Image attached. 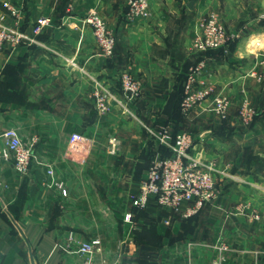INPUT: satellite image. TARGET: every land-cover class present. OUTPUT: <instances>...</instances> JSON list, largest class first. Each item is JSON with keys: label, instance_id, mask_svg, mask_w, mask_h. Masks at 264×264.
<instances>
[{"label": "crops", "instance_id": "obj_1", "mask_svg": "<svg viewBox=\"0 0 264 264\" xmlns=\"http://www.w3.org/2000/svg\"><path fill=\"white\" fill-rule=\"evenodd\" d=\"M6 1L20 9L19 17L4 7ZM190 1L152 0L149 21L130 23L125 0H0V18L26 33L39 17L50 19L38 43L0 49V147L8 128L24 142L35 140L28 173L0 159V264H83L80 246L93 239L101 241L95 263L258 264L254 253L264 244V170L249 180L234 175L232 182L219 184V199L189 221L154 203L134 204L151 158L161 155V144L149 133L175 129L169 98L181 85L184 63L195 58L191 41L211 10L238 40L233 51L207 55L206 80L234 102L244 92L264 97V88L259 93L243 75L246 62L255 66L254 54L264 51V0H194L193 8ZM89 9L97 10L117 35L108 60L93 31L81 24ZM126 70L142 82L141 96L127 113L117 90ZM102 87L117 94L105 115L91 97ZM211 107L207 101L193 115L203 121L195 143L207 149L197 156L215 157L222 165L231 146L260 143L255 127H229L237 131L227 140L230 125L221 124ZM74 132L87 136L91 146L69 143ZM113 138L115 152L110 151ZM256 151L264 158L260 148Z\"/></svg>", "mask_w": 264, "mask_h": 264}, {"label": "built area", "instance_id": "obj_2", "mask_svg": "<svg viewBox=\"0 0 264 264\" xmlns=\"http://www.w3.org/2000/svg\"><path fill=\"white\" fill-rule=\"evenodd\" d=\"M127 6L125 16L128 21L148 19L151 16V0H125ZM4 7L15 18L19 17L20 9L10 2H3ZM83 22L93 31L101 56L111 58L115 51L116 37L112 29L109 28L104 17L95 9L85 16ZM50 25V19L41 16L36 21L31 33L23 31L19 25H7L0 18V49L5 45L18 46L22 43H38L39 36L45 27ZM237 38L236 34L228 35L225 28L220 23L218 15L212 12L203 25L202 32L195 38L193 47L196 51H207L225 46L229 40ZM258 44V43H257ZM263 56V57H262ZM261 65H264V55H262ZM75 68L81 69L76 62ZM206 70L205 61H201L188 75L185 84V97L182 102L184 111L191 109L195 104L201 103L212 97L213 110L223 115L227 114L232 106V99L215 93L212 86L204 85L201 76ZM256 71H258L256 69ZM142 89V82L133 73L123 71L119 77V87L123 98L119 101L125 113L129 112V104L139 96ZM91 97L103 115L107 114L111 108L112 99L117 98V94L109 88H96ZM239 105V117L241 121L248 125L255 115V111L250 104L246 94L241 98ZM118 101V100H117ZM157 140L163 146L171 150V155L167 157L158 156L153 160L146 177L141 183L140 193L134 199L135 206L144 208L155 201L156 204L165 207L173 212H182L183 217H188L196 213L204 204L215 202L220 197V191L216 182V172L218 164L214 160L205 161L202 156H197L193 152L194 140L190 133L182 131L172 136L167 128L158 131ZM3 141L0 147V159L12 160L15 167L21 173H28L33 159L35 140L24 142L14 128L6 129L2 134ZM69 143H80L87 147L91 146V140L84 134L74 132L69 137ZM111 152L117 149V140H111ZM48 174L53 175L54 170L48 168ZM56 185L61 189L63 183ZM254 218L258 219L259 214L254 213ZM129 219L130 215H126ZM222 250H227V245H222ZM80 252L85 255L83 264H106L103 259L99 262L93 261V256L101 252V241L93 239L84 242L80 246Z\"/></svg>", "mask_w": 264, "mask_h": 264}, {"label": "rangeland", "instance_id": "obj_3", "mask_svg": "<svg viewBox=\"0 0 264 264\" xmlns=\"http://www.w3.org/2000/svg\"><path fill=\"white\" fill-rule=\"evenodd\" d=\"M152 1V0H151ZM69 11H72L73 8L69 5L68 7ZM91 10L93 9H89L87 12H86V15L87 13H89ZM214 12L218 15V19L220 21V23L223 25V27L225 28V31L228 35H231V34H234L233 32H231L227 27H226V24H225V21L223 19V17L220 15V13L217 11V10H211V12L207 15V17H204L202 19V23H201V27H200V30L195 34V36L193 37L192 41H191V47L194 51H196L193 47V43H194V40L196 37H198L200 35V33L202 32V29H203V25L205 23V21L207 20V18L209 17V15ZM85 15V16H86ZM84 17H82V20H81V24L84 26V27H87L89 29H91L87 24H85L83 22L84 20ZM151 17V16H150ZM149 17V18H150ZM149 18L148 19H144V20H148L149 21ZM144 20H138V21H144ZM128 21V20H127ZM130 23H134V22H137V21H134V22H131V21H128ZM236 40H238L237 38H234V39H231L228 41V43L226 44V48L228 51H233L234 48H235V42ZM176 46V45H175ZM175 46H172L174 49H175ZM197 52V51H196ZM262 55H264V51H260L259 53H256L254 54V57H255V66H249L250 65V61L246 62V64H248V67H245L244 71H243V75H244V80H248V79H252L254 82H252V86L255 87V86H258V88L260 89V92L261 93V88H264V65L258 63V61H261L262 59ZM262 56V57H261ZM195 62V58L193 60H190L186 63H184L183 65V68H182V72H185V70H187V68H189V66H191L193 63ZM245 65V64H244ZM205 67H206V70L204 71V74L201 76V79L204 83V85L206 86H212L214 88V85L210 82H208L206 80V71H207V61H205ZM258 68V69H257ZM256 69L258 71H256ZM126 71H129V70H126ZM131 72V71H129ZM132 73V72H131ZM249 81V80H248ZM247 85V84H246ZM215 90V88H214ZM215 93H219V92H216L215 90ZM249 100H250V104L251 106L253 107V110L254 111H259L258 109H260L263 105H264V97H262V95H258L257 97H254V98H251L249 93L247 94L246 92H244ZM221 95L223 96H226L228 98H231L232 99V106L230 107V109L228 110L227 114L223 117V115L221 114H218L216 113L214 110H213V105H212V97L201 102V103H197L195 104L191 109L189 110H186L184 111L183 110V113L184 115L186 116V118L188 119V122H186V126L181 128L182 131H186L188 133H190L193 137V140H194V143H195V135H197L198 132H200V130H202L203 128V121L201 120V118L199 117V115L195 118H194V112H196L198 110V108L205 103L207 101H209V103L211 104V110H212V113L215 114L217 117H219L221 120H223L224 118H226L225 120H227V123L226 122H223V121H219L221 122V124H228L230 126H226L225 128L229 129L227 130V136H226V139H230L232 136H233V132L237 131V130H233V129H250V128H253L255 127V129H257L258 131V137L260 139V143L258 142H254L253 141L251 143H243V144H235L233 146H231L226 152L225 154H223V163L222 165L218 164V170L216 172V182L217 184H225L227 183L228 181L232 182L233 181V178L234 175L237 176L239 175L240 177L241 176H248V180L251 179V175L253 176H257V175H260L262 174V171L264 170V158H262L261 155H259L258 151H256V148H260L262 150V153H263V156H264V118L262 120H259V118L257 117L254 124H252V122L248 125L244 124L242 121H241V118L239 117V105H240V102H241V98L237 101V102H234L233 98L228 95V94H224V93H220ZM179 94L176 93L173 97V101H172V104H170V109H173L174 108V105H175V98L178 96ZM244 95V94H243ZM261 109H264L261 108ZM252 124V126H251ZM233 125V126H231ZM229 127H233V129L229 128ZM239 127V128H238ZM241 130H238V131H241ZM159 131V130H158ZM157 130H152L151 132L152 133H149V135L156 137L157 133H158ZM207 149L206 147L204 146H201L199 144H194V150L193 152L194 153H197V152H205ZM202 158H204V156H202ZM205 161L207 160H215V157H212V159L210 158H204ZM216 161V160H215ZM231 244H229L230 247H232L233 249L236 247L234 245L233 242H231ZM257 250V249H256ZM255 257L257 258H253V261L255 262V259L258 261V264H264V244L263 245H260V247H258V250L256 251V253H254Z\"/></svg>", "mask_w": 264, "mask_h": 264}, {"label": "trees", "instance_id": "obj_4", "mask_svg": "<svg viewBox=\"0 0 264 264\" xmlns=\"http://www.w3.org/2000/svg\"><path fill=\"white\" fill-rule=\"evenodd\" d=\"M125 8L127 9V7H125ZM126 9H125V12H126ZM124 16H125V13H124ZM125 19H126V16H125ZM126 21H127V19H126ZM115 37H116V44H117V35L116 34H115ZM115 49H116V46H115ZM225 50H227L226 45L223 46V47L217 48V49H210V50H207V51H197V52L194 51L193 54L195 55V62L191 66H189V68H187V70H185V72H181V74L179 75V78L181 79V85L178 86L176 92H174L172 94V96H170L169 102H168V104H169L168 110H169L170 109V104H172L174 95L176 93L179 94L174 99L175 102H176L175 105H174V108L170 109V111L174 112V115L171 118L175 122V129L173 131L170 130V132L172 133L173 137H176V135L178 133L182 132L181 128L185 127L186 122H188V119L186 118V116L183 113L182 102H183L184 97H185V84H186L188 75L191 72V69L194 68L201 61H207L208 60V56L207 55L209 53L214 52V51L224 52ZM114 54H115V51H114ZM114 54H113V56H114ZM141 93H142V89H141V92H140L139 96H137L138 98L141 96ZM138 98H136V99H138ZM263 107H264V105L261 108H263ZM261 108L258 109L259 111H255V115H254V119H253L252 124H254V122H255L257 117L259 118V120H262L264 118V109H261ZM225 119L226 118L223 119V122H227V120H225ZM252 124H251V126H252ZM159 149L161 150V152H160L161 156L167 157V156L171 155V150L169 148H167L166 146L160 145ZM153 160L151 158L148 170H149L150 166L152 165ZM152 203H154L155 205L159 206L160 208H163V209L167 210V212L169 214H171L173 217H177V218H179L182 221H189V220H192L195 217H197L201 213L202 209L206 205L210 204L211 202H208V203L204 204V206H202L196 213H194V214H192V215H190L188 217H183L181 211L173 212V211H171V210H169V209H167L165 207H162V206L156 204L155 201H151L150 202V204H152ZM144 208H146V207H144Z\"/></svg>", "mask_w": 264, "mask_h": 264}, {"label": "water", "instance_id": "obj_5", "mask_svg": "<svg viewBox=\"0 0 264 264\" xmlns=\"http://www.w3.org/2000/svg\"><path fill=\"white\" fill-rule=\"evenodd\" d=\"M193 5H194V0H191L190 3H189V7L193 8Z\"/></svg>", "mask_w": 264, "mask_h": 264}]
</instances>
